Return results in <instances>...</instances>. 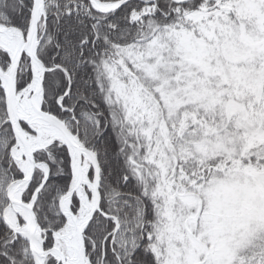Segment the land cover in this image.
Segmentation results:
<instances>
[{
  "label": "snow or ice",
  "instance_id": "snow-or-ice-1",
  "mask_svg": "<svg viewBox=\"0 0 264 264\" xmlns=\"http://www.w3.org/2000/svg\"><path fill=\"white\" fill-rule=\"evenodd\" d=\"M0 264H264V0H0Z\"/></svg>",
  "mask_w": 264,
  "mask_h": 264
}]
</instances>
